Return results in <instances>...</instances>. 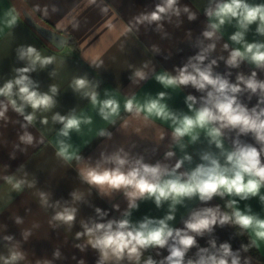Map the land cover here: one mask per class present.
Masks as SVG:
<instances>
[{"label": "crops", "instance_id": "crops-1", "mask_svg": "<svg viewBox=\"0 0 264 264\" xmlns=\"http://www.w3.org/2000/svg\"><path fill=\"white\" fill-rule=\"evenodd\" d=\"M220 2L177 0L179 15L170 11L153 21L151 14L165 0H0V87L17 79L21 75L18 69L33 67L28 57L21 58V52L29 46L42 58L54 57L51 64L42 67L37 63L34 71L23 73L32 81L33 90L52 96L51 108L34 110L25 104L21 114L13 109L8 97L0 96V111L7 107L0 117V264H5L12 253L21 257L12 264H146L149 259L154 264H168L166 258L175 242L176 230H181V234L187 231L186 222L196 213L212 208L218 217L231 216L236 209L246 212L250 208V214L264 219V202L260 200L264 188L258 196L247 200L217 195L202 201L196 195L182 198L172 210L171 200L162 201L157 207L154 198L144 197L136 200L137 207L129 208L124 189H107L85 179L90 168L101 171L115 168L112 158L116 156L128 161L123 171L137 166V161L150 166L159 164L171 171L177 160L187 154L192 157L191 162L185 160L177 173L190 172L202 163L200 156L207 151L224 163L221 150L209 145L204 131H200L195 143H190L189 137L177 140L173 137L171 119L146 117L145 112L137 115L124 109L128 99L144 106L158 100L163 92L165 96L160 103L174 116L193 115L195 109L203 106L210 86L206 90H198L191 84L166 87L157 79L162 75L177 76L185 65L192 72L191 64L201 69L211 64L213 76L220 75L231 84L238 82V76L248 79L253 72L258 81H264V67L258 68L248 60L240 61L236 67L227 64L234 49L243 51L247 43L264 44V35L256 30L259 21L249 26L243 41L236 43L231 37L243 31L236 18L226 20L219 30L211 28L217 21L206 13ZM246 3L264 5V0H246ZM22 7L40 23L67 37L62 50H56L29 26ZM185 7L188 12L184 11ZM189 13L195 18L189 20ZM13 18L15 23L10 24ZM206 31L215 34L211 39L206 38ZM213 44L215 47L209 48ZM197 55H204L205 60L198 62ZM137 72L144 78L138 77ZM78 78L87 81L86 88H75L74 81ZM52 86L56 87V93L51 92ZM241 88L236 94L238 102L249 110L264 99V93L259 90L252 93L242 83ZM92 92L97 95L96 105L86 95ZM17 93L18 86H14L11 99L19 106L24 102ZM189 96L195 97L193 110L188 108L192 103ZM107 99L117 100L120 109L118 115L105 120L100 107ZM260 108H264V103H259L257 111ZM57 113L79 118L82 121L79 131L73 129L67 137L62 136L63 125L53 120ZM29 114L34 117L31 123L24 118ZM45 119L47 123H43ZM87 120L91 122H84ZM223 132L226 151L234 150L236 141L264 149L253 133L238 135V130L230 129ZM26 135H31V143L21 139ZM61 142L68 146L72 159L58 154ZM167 152L174 155L168 157ZM260 158L264 163V151ZM17 182L19 189L13 186ZM232 200L236 203L229 207ZM97 208L101 210L99 213ZM65 209L74 212L75 219L70 223L55 219ZM169 214L173 219L166 223L173 229V237L163 248L141 249L138 261L127 255L120 261L114 258L102 261L99 251L89 244L91 237L85 234V226L123 219L129 220L130 228H138L146 219L154 222L151 226H158V221ZM188 234L195 237L196 244L187 250L184 264L212 254L220 255V245L224 243L230 245L239 264H264V241L253 243L251 230L232 222L221 225L217 221L210 231Z\"/></svg>", "mask_w": 264, "mask_h": 264}, {"label": "clouds", "instance_id": "clouds-1", "mask_svg": "<svg viewBox=\"0 0 264 264\" xmlns=\"http://www.w3.org/2000/svg\"><path fill=\"white\" fill-rule=\"evenodd\" d=\"M177 0H165L163 5H157V10L151 14L150 19L153 21L160 20L161 14L174 12L176 15L180 14V9L176 7ZM188 12V8H184ZM209 17H214L217 23L211 24V28L219 30L220 26L226 20L236 18L239 27L243 31L236 32L231 39L236 43H240L244 39V33L249 26L259 21L257 32L264 35V5L251 6L246 3V0H222L218 3L214 10H209L206 13ZM194 14L189 13L188 19H194ZM10 24L15 23L13 18ZM214 31L204 32L206 38L211 39L214 36ZM215 45H209V48H214ZM227 48V45H225ZM28 57L32 68L25 67L18 69L21 73L14 81H8L3 87H0V96L9 98V103L13 109L23 114L24 105H30L32 109H49L53 106V98L48 94H39L32 89V81L28 73L34 71L35 64L39 63L42 67L53 62L54 57H41L39 52L29 46L26 51L21 52V58ZM195 59L198 62L205 60L204 55H197ZM242 60H248L255 64L258 68L264 67V44L262 43H247L244 45V50L234 49L227 64L233 67L238 66ZM216 61L213 60L212 64ZM192 72H189V65H185L180 69L177 76H158L157 79L166 87L177 85L191 84L198 90L207 91V96L203 98V106L194 110L193 115H183L180 118L174 116L167 110L166 105L161 104L165 93H159L158 100H152L147 105L141 106L135 103L134 99H128L124 103V109L127 112L135 111L137 115L141 112L146 113V117L155 116L163 120H172L173 137L181 140L184 137L190 138V143H195L200 136V131H204L209 138V145H215L220 149V155L224 157V163L220 162V158L213 152L207 151L200 156L202 163L196 165L190 172L177 173L185 160L191 162L192 157L185 155L183 159L177 160L174 168L169 171L167 168H162L159 164L148 165L136 162L137 166L131 167L128 171H123V166L128 163L125 158L120 156L113 157L117 165L113 169L98 170V168H90L85 173V179L89 184L106 187L107 189L125 190V195L129 199V208H135L136 200L144 197L154 198L157 207L161 205L162 201L171 200L170 208L175 209V206L181 203L184 197H193L198 195L200 200L208 201L213 196H238L242 200H247L250 197H256L260 194L261 188H264V163H261V151L250 144H241L239 141L235 142V148L232 151L224 149L222 137L224 129L238 130L239 134L253 133L256 141L264 144V108L257 111L259 103H264V99L258 102L256 107L249 110L245 105L238 102L237 93L242 91L241 83L252 93L258 90L264 93V81H258L256 73L253 72L248 79L243 76L237 77V83L231 84L227 79L220 75L213 76L211 64L201 69L197 64H191ZM136 75L141 79L144 78L141 72ZM18 86V93L20 100L24 103L17 106L16 100L11 99L13 96V88ZM74 86L77 90L87 87V81L84 78H78L74 81ZM55 86L51 87V92L56 93ZM90 96L93 105L97 104V95L95 92L86 93ZM188 100L192 103L188 104L189 110H193L195 97L189 96ZM120 104L115 99L104 100L100 107V115L107 120L111 116L119 114ZM0 111V117L4 115ZM25 120L29 123L33 120V115H26ZM53 120L59 121L63 128L60 134L67 137L71 130L79 131L81 120L76 116L65 117L58 113L53 117ZM90 123V120L84 121ZM43 123H47L45 119ZM27 143H31V135L21 137ZM184 145H181L183 149ZM59 155L66 159H72V155L68 152V146L61 142ZM174 153L167 152L166 156L171 157ZM168 178L165 179L164 177ZM11 183V178H9ZM14 188L19 189L20 183L17 182ZM260 200L264 202V196H260ZM236 201L229 202V207L235 204ZM99 213L101 210L96 209ZM251 209L242 212L236 209L232 215L223 214L217 216V211L212 208H207L203 213H196L192 219L186 222V230L181 234V230L175 232V242L170 246V255L166 258L168 264H184V257L188 249L196 244L194 236L189 235L188 232L203 233L210 231L213 226L217 224L224 225L232 222L245 230H251L256 241H264V219L259 218L258 215L250 214ZM130 215V213H125ZM55 219L62 220L65 223H70L75 219L73 211L67 209L64 212L57 213ZM171 214L167 215L165 219L158 221V226L153 225V221L145 220L139 224V227H129V220L123 219L119 222L109 221L107 224L97 223L94 227H86V233L89 237V244L97 249L100 253L101 260L107 261L115 259L116 261L123 260L125 255L129 259L135 258L137 261L141 255V249H146L150 246L165 247L168 244L169 238L173 237V229L169 228L166 220H172ZM115 225V227H114ZM81 235V233H77ZM214 246V245H213ZM222 252L220 255L212 254L207 258L201 257L199 260L193 262L188 261V264H229V257H231V264H239V260L233 255L229 244L224 243L220 245ZM201 251H205L201 249ZM18 253H12L5 261V264H12V262L20 259ZM146 264H154L149 259Z\"/></svg>", "mask_w": 264, "mask_h": 264}, {"label": "water", "instance_id": "water-1", "mask_svg": "<svg viewBox=\"0 0 264 264\" xmlns=\"http://www.w3.org/2000/svg\"><path fill=\"white\" fill-rule=\"evenodd\" d=\"M23 15L30 27H32L44 40L50 43L56 50H62L67 43V37L40 23L29 11L23 10Z\"/></svg>", "mask_w": 264, "mask_h": 264}, {"label": "trees", "instance_id": "trees-1", "mask_svg": "<svg viewBox=\"0 0 264 264\" xmlns=\"http://www.w3.org/2000/svg\"><path fill=\"white\" fill-rule=\"evenodd\" d=\"M21 10H23V7H22V9Z\"/></svg>", "mask_w": 264, "mask_h": 264}]
</instances>
